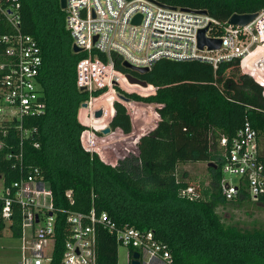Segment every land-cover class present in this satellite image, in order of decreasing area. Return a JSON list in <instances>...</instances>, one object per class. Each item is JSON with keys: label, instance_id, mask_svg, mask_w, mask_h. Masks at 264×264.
<instances>
[{"label": "trees", "instance_id": "16d2710c", "mask_svg": "<svg viewBox=\"0 0 264 264\" xmlns=\"http://www.w3.org/2000/svg\"><path fill=\"white\" fill-rule=\"evenodd\" d=\"M154 1L206 12L222 24L210 30L209 35L215 38L222 37L223 27L232 15L255 14L264 9V0ZM20 3L21 30L32 36L41 50L37 83L45 103L44 113L28 121L27 125L36 132L33 141L24 144V160L42 171L53 192L55 208L78 212L95 209L97 213H107L117 225L151 230L168 245L176 264H264V228L226 225L217 212L222 206L264 207V196L254 201L243 190L240 197L226 201L219 188L223 174L218 140L232 139L246 121L258 137L264 133L263 88L240 73L239 59L221 63L216 69L194 60H160L148 73H131L157 87V92L140 97L115 88L118 94L139 102L137 107H145L148 118L144 119L134 104L132 131L127 110L114 103L115 113L109 126L114 132L120 130L124 141L137 144L139 155L128 156L122 149L124 159L112 166L109 164L113 162H107L97 148L93 150L106 163L84 145L88 129L78 122V111L89 99V92L77 87V65L86 53L72 50L73 40L66 29V13L60 8V0ZM116 65L123 69L120 63ZM189 80L202 84L190 85ZM169 84L180 87L170 91ZM148 104H153L155 111ZM146 122L156 127L140 135ZM101 126L95 122L93 127ZM34 143H39V147H34ZM259 159L264 164L261 152ZM191 163L216 166L208 167L210 185L197 187L192 200L182 195L191 185L177 176L179 164ZM9 168L10 163L0 153V174L15 176L16 172ZM66 191L73 193L72 206L65 198ZM57 219L49 264H62L67 239L65 215L57 214ZM11 229L12 237L19 238L17 218ZM2 231L0 225V236ZM117 248L115 238L99 230L96 264H117Z\"/></svg>", "mask_w": 264, "mask_h": 264}, {"label": "built area", "instance_id": "2783aa9c", "mask_svg": "<svg viewBox=\"0 0 264 264\" xmlns=\"http://www.w3.org/2000/svg\"><path fill=\"white\" fill-rule=\"evenodd\" d=\"M65 4L66 29L73 45L86 53L77 65V87L89 92V99L83 103L86 108L78 111L79 123L88 129V141L110 127L115 102L133 116L131 107L139 102L124 101L116 87L140 97L157 92L150 84H130L124 63L150 70L160 60H194L216 69L221 63L239 59L240 73L259 84L264 96V73L255 66L264 58V9L243 27L227 21L222 37L215 38L209 35L210 30L222 24L204 11L169 7L154 0H65ZM20 8V0H0V153L10 163L9 169L16 172L15 176L0 174V225L12 236L14 219L20 222L19 264H49L57 214L65 215L67 232L62 264H96L99 230L108 232L132 255L137 254L139 264H176L168 245L151 230L117 225L107 213L95 209L78 212L55 208L53 192L40 168L25 164L24 144L33 141L36 132L27 124L44 113L45 103L37 83L41 50L32 36L22 32ZM136 18L139 23L133 22ZM206 28L207 38L221 41L219 50L198 48V33ZM117 63L123 69L117 68ZM96 91L105 93L94 96ZM106 99H111L109 107ZM100 108L103 116L97 120L94 113ZM95 122L102 124L101 129L93 127ZM218 148L223 174L219 188L224 199L232 201L243 190L254 201L264 196L259 137L250 122L246 121L232 139L221 137ZM226 176L238 181L233 184ZM196 189L189 186L182 191L183 197L192 200ZM65 198L74 205L72 191H66Z\"/></svg>", "mask_w": 264, "mask_h": 264}, {"label": "rangeland", "instance_id": "374dc122", "mask_svg": "<svg viewBox=\"0 0 264 264\" xmlns=\"http://www.w3.org/2000/svg\"><path fill=\"white\" fill-rule=\"evenodd\" d=\"M211 83V82H210ZM190 85L192 84H202V82L194 83L193 81L189 80ZM169 90L174 91L178 87H180V84H169ZM104 92H100L98 95L101 96L104 94ZM97 95V96H98ZM109 101L111 99H106L105 103L109 107ZM140 103H136V107ZM144 104V103H143ZM149 107L153 108L155 111V106L153 104H148ZM137 112H141V115L144 117V119L148 118V110L145 107H137ZM132 122V131L134 126V119L130 117ZM149 121V119H147ZM79 122V121H78ZM154 123L146 122L144 125V128L142 129L140 135L146 130L150 128L151 125ZM92 130V129H91ZM124 134L118 133V131H113L112 134L108 136H102V135H96L93 137V139H90L88 141L87 138H85L84 145L89 148L90 153H96V151L93 150V148H97L98 151H100L104 157L105 160H108L113 162L109 165L116 166L120 163L124 155L122 154V149H125L128 156L133 153V149L137 146V144H131L129 142L124 141ZM95 138H99L98 140H95ZM124 142V143H122ZM139 142V141H138ZM93 143H96V146H93ZM259 144L261 149V154H264V133L259 134ZM123 148H122V147ZM219 150V148H218ZM99 156V154H98ZM100 157V156H99ZM100 160L104 163H106L103 158L100 157ZM118 161V162H116ZM108 164V163H107ZM177 176L179 180H184L188 182L191 186H194L195 188L199 187L201 188V185L203 187H207L210 185V172L208 171V166L206 163H191V164H179L177 168ZM227 180H230L233 184H235L238 181L237 177L234 176H226ZM218 214L220 215L222 221L226 225L230 224H237L240 227L243 228H253V227H260L264 228V207L263 206H250L248 208H241L237 206H222L217 209ZM20 248H21V241L18 238L12 237L10 233L5 230L2 232L0 236V264H19L20 260ZM27 254H30V252H27ZM129 251L122 247L118 246L117 248V264H129Z\"/></svg>", "mask_w": 264, "mask_h": 264}, {"label": "water", "instance_id": "95a60500", "mask_svg": "<svg viewBox=\"0 0 264 264\" xmlns=\"http://www.w3.org/2000/svg\"><path fill=\"white\" fill-rule=\"evenodd\" d=\"M66 4H65V0H60V8L61 9H65ZM205 13V12H203ZM255 18L254 14H245V15H238V14H234L230 17V19L228 20V24L232 25V26H245L248 23H250L253 19ZM139 18L134 19V23H139ZM208 29H203L198 33V48L200 50H203L205 47L209 50V51H217L221 48V41L220 40H215V39H210L206 37V33H207ZM72 50L74 53H79L81 51V49H79L78 47H76L75 45H73ZM256 68H258L262 73H264V58L260 59L257 63H256ZM123 68L124 70L128 71V74L126 76L127 80L129 81L130 84H139L143 87H145L147 85L146 82L141 81L139 79H137L135 76H133L131 73H137V74H145L149 72V69L147 68H136L133 67L127 63L123 64ZM81 91H83L84 89H80ZM121 99H123L124 101H128L127 98L123 97V96H119ZM82 108H86V104H82L81 105ZM103 116V109L100 108L99 110H97L94 113V118L99 120L101 119ZM155 125H151L150 128L148 130H146V132L142 133V135H145L149 132H151L153 129H155ZM118 133H122L120 130H117ZM113 131L110 127L105 128L104 130H101L99 132L100 135L102 136H108L110 134H112ZM96 140L99 141V138ZM133 149V153L134 155H139V151L137 149V147L135 148H131ZM208 167H213L215 168L216 166L213 163H209L207 164ZM130 264H139L138 261V255L137 254H133L132 255V260L130 262Z\"/></svg>", "mask_w": 264, "mask_h": 264}, {"label": "crops", "instance_id": "0c3cea01", "mask_svg": "<svg viewBox=\"0 0 264 264\" xmlns=\"http://www.w3.org/2000/svg\"><path fill=\"white\" fill-rule=\"evenodd\" d=\"M21 249V248H20ZM20 255H21V251H20ZM44 264H47V263H44Z\"/></svg>", "mask_w": 264, "mask_h": 264}]
</instances>
